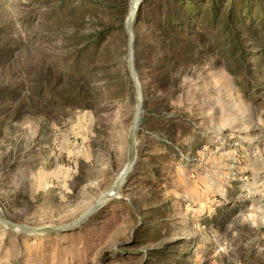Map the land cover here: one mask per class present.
Here are the masks:
<instances>
[{
	"label": "rangeland",
	"instance_id": "obj_1",
	"mask_svg": "<svg viewBox=\"0 0 264 264\" xmlns=\"http://www.w3.org/2000/svg\"><path fill=\"white\" fill-rule=\"evenodd\" d=\"M93 1L0 0V209L28 227L71 222L126 163L130 0ZM141 4L127 183L60 234L0 222V264H264V60L235 69L219 34Z\"/></svg>",
	"mask_w": 264,
	"mask_h": 264
},
{
	"label": "trees",
	"instance_id": "obj_2",
	"mask_svg": "<svg viewBox=\"0 0 264 264\" xmlns=\"http://www.w3.org/2000/svg\"><path fill=\"white\" fill-rule=\"evenodd\" d=\"M90 2L98 4L97 1ZM157 2L158 17L161 21L154 22L157 29L166 28L172 32L190 34L186 29L189 25L187 20H192L199 23L198 28L204 33L210 35L217 33L225 40V44H230L229 50L238 56L235 60L237 63L235 69L239 70L242 67L248 71L249 64L245 67L242 58L254 56L259 61L264 60V0H157ZM127 8L119 20L120 29L125 25ZM142 12L143 4L140 5L138 14Z\"/></svg>",
	"mask_w": 264,
	"mask_h": 264
},
{
	"label": "water",
	"instance_id": "obj_3",
	"mask_svg": "<svg viewBox=\"0 0 264 264\" xmlns=\"http://www.w3.org/2000/svg\"><path fill=\"white\" fill-rule=\"evenodd\" d=\"M143 0H130V11L125 20L126 35V67L129 80L135 94V110L130 123V128L126 137V163L114 182L96 199V201L83 211L78 217L68 223L56 225L52 227H28L20 223H16L8 219L0 209V222L10 229H17L22 232L34 233L39 235L60 234L65 230L83 225L96 212L101 210L108 200L116 197L120 189L127 183L136 159V135L138 132L141 111H142V92L139 79L135 69V53H134V27L137 21V15Z\"/></svg>",
	"mask_w": 264,
	"mask_h": 264
}]
</instances>
